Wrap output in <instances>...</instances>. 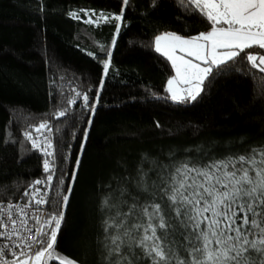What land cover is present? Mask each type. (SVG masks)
I'll use <instances>...</instances> for the list:
<instances>
[{"label": "trees", "instance_id": "16d2710c", "mask_svg": "<svg viewBox=\"0 0 264 264\" xmlns=\"http://www.w3.org/2000/svg\"><path fill=\"white\" fill-rule=\"evenodd\" d=\"M73 10L123 11L120 29L115 20L86 24ZM208 28L181 0H0V200L22 198L45 174L46 156L25 132L37 135L46 122L56 164L48 212L65 217L57 259L47 264H107L104 222L115 210L104 201L121 190L128 205H145L182 164L203 167L264 146V73L246 60L214 69L194 102L163 99L174 71L155 38Z\"/></svg>", "mask_w": 264, "mask_h": 264}, {"label": "snow or ice", "instance_id": "6c2138e0", "mask_svg": "<svg viewBox=\"0 0 264 264\" xmlns=\"http://www.w3.org/2000/svg\"><path fill=\"white\" fill-rule=\"evenodd\" d=\"M128 2L124 0L125 5ZM181 3L193 9L210 30L190 38L172 33L155 38V51L171 61L175 70L167 81L168 95L163 99L173 103L196 101L206 91V81L210 83L219 74L214 69L230 66L237 57L264 73V53L245 52L264 50V0ZM70 15L80 18L75 12ZM84 15L89 16L84 23L93 24L99 23L104 14L96 21L91 19L95 13ZM122 16L123 11L105 22L120 21ZM119 29L117 24V32ZM111 55L108 51L107 56ZM109 63L110 59L104 62L105 75ZM100 83L103 86V81ZM83 99L87 102L88 95ZM89 107L94 113L95 104ZM64 115L60 111L57 118ZM88 122L91 124V119ZM42 130L51 131L46 122L35 128L36 132ZM25 139L31 141L33 149H40L43 143L44 155L53 156L47 137L41 141L25 132ZM49 164L45 159V172L50 171ZM52 178L48 175L47 182ZM42 183L45 181L34 182ZM141 183L142 190L148 191L143 177ZM125 191L115 194L114 203L104 201L106 208L115 210L104 222L107 264H264V146L203 167L182 164L162 180L156 199L145 205H128ZM46 195L30 184L23 193V204H0V239L10 242L0 244V264H47V260L54 258L57 235L65 217L63 210L42 214V205L54 203L45 199ZM68 199L67 194L62 196L61 209L67 206ZM9 253L11 259L6 258ZM60 264L67 261L61 260Z\"/></svg>", "mask_w": 264, "mask_h": 264}, {"label": "built area", "instance_id": "2783aa9c", "mask_svg": "<svg viewBox=\"0 0 264 264\" xmlns=\"http://www.w3.org/2000/svg\"><path fill=\"white\" fill-rule=\"evenodd\" d=\"M42 133H38L37 135H32L33 139L37 138V137H40L41 138V141H43V139L45 137H47L48 140L51 141L52 143V140L51 138H48V136L44 135V132L41 131ZM31 142V141H30ZM43 148V143H41V148L40 149H36V150H39L41 151L43 154L44 152L41 150ZM50 151L53 153V156L51 157H48L46 156L45 159L49 160L50 161V164H49V168H50V171L49 172H45L44 171V162L42 164V171L45 173L42 177L40 178H36L35 180H33L30 184L33 185L35 188H38L40 190V193L41 194H47L45 196V199H50L51 197V193H52V188H53V184H54V179H55V174H56V164H55V157H54V150H53V144H52V148L50 149ZM48 175H52V181L51 182H47L46 178ZM36 180H42V181H45V183H42L40 185H35L34 182ZM29 184V185H30ZM29 188V186H28ZM27 188V189H28ZM24 193V192H23ZM8 202H13V203H16V202H19L21 204L24 203V199L20 198L18 200H15V201H4V200H0V204H6ZM48 206L49 204H45V205H42L41 206V212L42 214L45 213V212H48ZM30 211L34 214L35 213V208H32L30 209ZM10 243L8 240H4V239H0V244H8ZM7 259H11V253H9L7 256H6Z\"/></svg>", "mask_w": 264, "mask_h": 264}, {"label": "rangeland", "instance_id": "374dc122", "mask_svg": "<svg viewBox=\"0 0 264 264\" xmlns=\"http://www.w3.org/2000/svg\"><path fill=\"white\" fill-rule=\"evenodd\" d=\"M72 12L77 13V14L79 15V17H81L82 14H83V16H84L83 19H84V20L89 19V16H85V15H84L85 12H88L89 14L95 13V15L91 16V19H92L93 21H96L98 17H101V14H104V13H100V12L96 13V12H93V11H90V10H73ZM72 12H71V13H72ZM113 16H115V15L104 14L103 17L100 18L99 23H93L92 25H98V24H100V23H103V22H105L106 19H111V17H113ZM116 22H117V24H120V21H116ZM166 33H172V34H175V33H173V32H165V33H163V34H166ZM163 34H161V35H163ZM161 35H159V36H161ZM175 35H177V34H175ZM181 37H182V38H185V37H183V36H181ZM162 43H163V41H162ZM154 47H155V46H154ZM107 60H109V58H107L106 61H107ZM257 63H259V61H257ZM173 71H174V74H173V76H174V75H175V70L173 69ZM173 76H172V77H173ZM172 77H171V78H172ZM53 256H54L53 259H57V256H56L55 254H53ZM46 260H47V258H46ZM60 261H61V260H60ZM47 263H48V260H47ZM67 264H74V263H72V262H70V261H67Z\"/></svg>", "mask_w": 264, "mask_h": 264}, {"label": "crops", "instance_id": "0c3cea01", "mask_svg": "<svg viewBox=\"0 0 264 264\" xmlns=\"http://www.w3.org/2000/svg\"><path fill=\"white\" fill-rule=\"evenodd\" d=\"M210 30V28H208L207 30H205V31H203V32H206V31H209ZM165 33V32H164ZM174 33V32H173ZM163 34V33H162ZM176 34V33H175ZM161 35V34H160ZM178 35V34H177ZM159 36V35H158ZM180 36V35H179ZM184 37V36H183ZM190 37H192V36H190ZM190 37H185V38H190ZM154 46H155V41H154ZM177 54L178 55H185L184 53H180V52H177ZM185 58L186 59H192L191 57H187V56H185ZM194 62H197V63H199V61H194ZM170 63H171V61H170ZM172 65V64H171ZM202 66H204V65H202ZM166 86H167V84H166Z\"/></svg>", "mask_w": 264, "mask_h": 264}]
</instances>
